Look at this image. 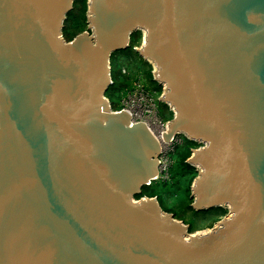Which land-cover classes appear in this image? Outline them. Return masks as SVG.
<instances>
[{
  "label": "water",
  "instance_id": "water-1",
  "mask_svg": "<svg viewBox=\"0 0 264 264\" xmlns=\"http://www.w3.org/2000/svg\"><path fill=\"white\" fill-rule=\"evenodd\" d=\"M74 2L0 0V264H264V0H87L66 42ZM135 32L209 233L135 199L159 145L105 97Z\"/></svg>",
  "mask_w": 264,
  "mask_h": 264
},
{
  "label": "rangeland",
  "instance_id": "rangeland-1",
  "mask_svg": "<svg viewBox=\"0 0 264 264\" xmlns=\"http://www.w3.org/2000/svg\"><path fill=\"white\" fill-rule=\"evenodd\" d=\"M75 10H78V6L75 5ZM84 18L87 20V11H85ZM84 32L87 31V21L85 24H82ZM81 32L80 34H82ZM79 34V35H80ZM71 42V41H70ZM143 44V34L140 42L136 43L134 46L129 48L130 51H122L114 54L110 60L111 67V79L114 81V85L110 86L111 88L105 95L106 99L110 102L113 109L119 108V104L123 96L128 92L130 87L134 84L137 79H140L142 83L145 84L150 90H158L159 85L156 82H151L149 75L144 74L146 69L142 70V61H140L139 56L136 54L135 50H139ZM125 71V72H124ZM153 80V79H152ZM150 84L151 88L148 86ZM163 91V90H162ZM159 110L162 114L163 111H166V107L161 105L159 102ZM164 113V112H163ZM163 121L168 122L170 116L163 114ZM182 169H185L184 167ZM196 169V168H195ZM187 173V171H185ZM185 173V174H186ZM198 175V170L195 171V178ZM188 177H184L183 181L178 182L177 175L172 176L168 183H156L152 188H145L147 192L151 191L162 208L168 211L170 214H173L177 221L182 222L184 225L189 226L191 231L189 234H205L212 231L217 227L218 222L222 219L215 221L214 217H206L207 215L194 214L187 209L189 204L192 180H190L189 189H188ZM193 180V181H194ZM178 187V189H177ZM183 189V191H182ZM173 195H178V198L172 200ZM168 209V210H167ZM167 212V213H168Z\"/></svg>",
  "mask_w": 264,
  "mask_h": 264
},
{
  "label": "built area",
  "instance_id": "built-area-1",
  "mask_svg": "<svg viewBox=\"0 0 264 264\" xmlns=\"http://www.w3.org/2000/svg\"><path fill=\"white\" fill-rule=\"evenodd\" d=\"M161 94L158 95L156 91L150 90L140 79H137L123 96L119 108L116 110L117 112H124L130 118L132 125L144 124L159 145V152L156 157L157 175L145 185L147 188L156 183L166 184L170 181L173 166L172 156L182 147L184 141L188 140L180 134L172 135L169 141L165 139L164 135H167L169 130V121H163L159 110ZM226 216H230L228 209Z\"/></svg>",
  "mask_w": 264,
  "mask_h": 264
},
{
  "label": "trees",
  "instance_id": "trees-1",
  "mask_svg": "<svg viewBox=\"0 0 264 264\" xmlns=\"http://www.w3.org/2000/svg\"><path fill=\"white\" fill-rule=\"evenodd\" d=\"M75 5L78 6V10H75L76 13H74L73 12L74 8H73V10L68 14L67 19L64 23L63 38L66 42L72 41L81 32H84L82 24H85L87 21L86 18H84L85 11H87V0H75L73 6L75 7ZM141 39H142V33L141 32L133 33L130 37L131 41H130L129 48L131 46H134L136 43L140 42ZM129 48L127 49L128 51H130ZM127 50H125V51H127ZM145 64L147 65V68L144 71V74L145 75L148 74L151 82H153V80H152L153 79V75H152L153 68L149 63L145 62ZM112 83H113L112 85H114L113 80H112ZM109 89H108V91H109ZM153 91H156V93L158 95H160L162 93V87L159 86L158 90H153ZM107 92H106V94H107ZM161 105L163 106L164 104H161ZM164 106L166 107V111H163L164 113L162 112L161 116H162V118H164L163 114H165L166 116H170V120H171L173 118V112L168 108V106H166V105H164ZM111 108L113 111H116L118 109L117 108L115 110V109H113V107H111ZM200 146L201 145L196 143V142H193L190 140H185L182 147H180L175 152V154L172 156L173 166L171 169V178H172V176L175 177L177 175V177H178L177 181L180 182V181H183V178L185 176L188 177L187 178L188 179V189H189L190 180H192V182L194 180V177H195L194 175H195L196 169L191 167L187 163V160L190 158V156L192 154V152H191L192 149H195V148L200 147ZM183 167L185 169H182ZM185 171H187V173ZM152 187H150V188H152ZM145 188H147V187H145ZM145 188L142 189L141 193L138 196H135L136 200H139V199L145 198V197L146 198H154L155 197V195H153V193L151 191L147 192L146 190H144ZM147 189H149V188H147ZM177 189H178V187H177ZM182 191H183V189H182ZM177 198H178V195L172 196V200H174V199L176 200ZM189 201L190 202L187 205V209L196 215L201 214V215H207L206 217H209V218L214 217L215 221L220 220L227 215V209L226 208H217V209H213V210L205 211V212H195L191 208L192 200L190 199ZM161 209L164 212H168L162 207H161ZM190 231H191V228L189 227V232Z\"/></svg>",
  "mask_w": 264,
  "mask_h": 264
},
{
  "label": "flooded vegetation",
  "instance_id": "flooded-vegetation-1",
  "mask_svg": "<svg viewBox=\"0 0 264 264\" xmlns=\"http://www.w3.org/2000/svg\"><path fill=\"white\" fill-rule=\"evenodd\" d=\"M130 41H131V40H130ZM139 59H140V61H142V63H143V65H142V67H141L142 70H143V69H146V68H147V65L145 64V61L142 60L141 58H139ZM148 86L151 88L150 84H148ZM200 147H201V146H200ZM200 147H197V148H195V149H192V151H193V150H196V149H198V148H200ZM192 151H191V152H192Z\"/></svg>",
  "mask_w": 264,
  "mask_h": 264
}]
</instances>
